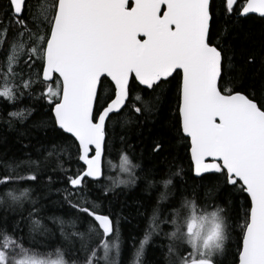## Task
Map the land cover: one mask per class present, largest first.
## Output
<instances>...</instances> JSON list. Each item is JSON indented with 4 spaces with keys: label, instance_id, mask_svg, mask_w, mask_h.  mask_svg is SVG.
Listing matches in <instances>:
<instances>
[{
    "label": "snow or ice",
    "instance_id": "snow-or-ice-1",
    "mask_svg": "<svg viewBox=\"0 0 264 264\" xmlns=\"http://www.w3.org/2000/svg\"><path fill=\"white\" fill-rule=\"evenodd\" d=\"M252 14L264 19V0H0V101L34 102L8 112L7 123L17 120L21 142L35 139L42 157L0 165V264H119L121 217L90 186L107 198L136 185L137 169L165 191L143 237L132 238V264H146L150 244L157 264H227L233 234L231 264H264V90H238L243 67L216 39ZM243 63L264 73V48ZM166 111L190 164L149 180L154 173L129 155L130 134ZM115 140L118 166L106 160ZM165 147L156 138L150 152ZM106 165L127 178L105 177ZM53 193L68 219L43 215Z\"/></svg>",
    "mask_w": 264,
    "mask_h": 264
},
{
    "label": "trees",
    "instance_id": "trees-1",
    "mask_svg": "<svg viewBox=\"0 0 264 264\" xmlns=\"http://www.w3.org/2000/svg\"><path fill=\"white\" fill-rule=\"evenodd\" d=\"M35 2V0H33ZM219 4V0H216ZM223 26V18H221L217 24L215 31L219 33ZM231 31L226 37H217V42L226 43L233 51L230 55H234V66L237 72H240L243 67V72L240 75L239 83L242 87L238 90L242 91H254L257 95H260L264 90V73L259 71V64L254 68L243 63L245 54L256 53L260 54L262 48H264V19L257 15H249L246 18H240L237 20L235 26H231ZM2 59V58H0ZM175 81H173V100L172 106H175ZM34 102L25 95L15 105V108L8 106L3 101H0V165L5 162H11L14 158L18 160L28 159L25 153L31 154L32 160H41L42 157L38 155L41 150L40 143H37L35 139H25L21 142L18 135L19 131L23 129L20 127L17 120L12 121V126H8V112L16 109H23L26 107H32ZM37 116L31 117L27 123H31L32 120L37 119ZM143 119V118H141ZM175 115L170 112H163L158 117L149 119L143 123L142 126L132 129L130 134L129 143L134 146V153H129L134 163L140 164L154 175H149V180L162 181L168 178L169 171H176V166L183 167L187 172L190 164V153L184 147L182 141L174 139L172 135H169V125L174 123ZM116 131L119 134H123L119 124L116 126ZM163 137L166 142V147L163 152L158 156H153L150 152L153 140ZM31 143V147H24ZM114 148L110 149L112 155L106 157L112 159L113 163L118 166L119 159L115 153L116 149L123 147L118 140L114 142ZM126 150V149H125ZM21 174H26L21 171ZM112 175L114 177L123 179V174L119 173L118 168L116 170H108L105 166V177ZM136 175L140 177L136 185L131 187L119 186L115 190V195L109 193L105 198L103 187L90 186V196L93 200H98L103 206L104 210L110 211L114 216L121 217L119 221V228L121 232V254L119 257V264H132L133 253L135 249L132 247V238L135 237L138 243L139 239L143 237L144 229L147 226V217L151 215L152 208L156 204L158 197L165 191L163 184L157 183L154 187L149 188L144 179V173L140 169L136 170ZM46 180L47 177H43ZM185 180L189 184L192 183L188 177ZM109 181L106 178H101L100 184L106 185ZM184 183L179 177L173 178V185H179ZM23 187H36V185L21 184ZM56 187H60L59 184ZM174 191L175 189H170ZM203 190H201L202 195ZM40 195H43L41 192ZM58 199V196L53 193L51 200L44 199L43 204L47 205L43 215L44 216H64L66 215V208H60L57 205L52 204V200ZM167 201L164 202L167 205ZM49 227H52L50 221H46ZM168 230V229H165ZM59 235V232H56ZM157 243L159 241H156ZM236 236L233 234L232 242L229 243V256L227 264H231V253L236 249ZM162 256L159 251L156 250L153 245H149L146 250V264H157V260L162 261Z\"/></svg>",
    "mask_w": 264,
    "mask_h": 264
},
{
    "label": "rangeland",
    "instance_id": "rangeland-1",
    "mask_svg": "<svg viewBox=\"0 0 264 264\" xmlns=\"http://www.w3.org/2000/svg\"><path fill=\"white\" fill-rule=\"evenodd\" d=\"M124 176L122 177L123 179H126L127 178V176L125 175V174H123Z\"/></svg>",
    "mask_w": 264,
    "mask_h": 264
},
{
    "label": "water",
    "instance_id": "water-1",
    "mask_svg": "<svg viewBox=\"0 0 264 264\" xmlns=\"http://www.w3.org/2000/svg\"><path fill=\"white\" fill-rule=\"evenodd\" d=\"M252 15H257V16H259V14H252Z\"/></svg>",
    "mask_w": 264,
    "mask_h": 264
}]
</instances>
